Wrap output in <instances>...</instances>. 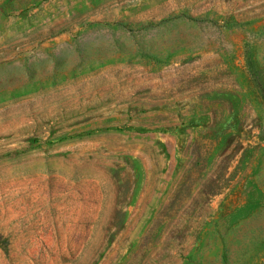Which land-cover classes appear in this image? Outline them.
Segmentation results:
<instances>
[{"label": "rangeland", "instance_id": "374dc122", "mask_svg": "<svg viewBox=\"0 0 264 264\" xmlns=\"http://www.w3.org/2000/svg\"><path fill=\"white\" fill-rule=\"evenodd\" d=\"M0 264H264V0H0Z\"/></svg>", "mask_w": 264, "mask_h": 264}]
</instances>
